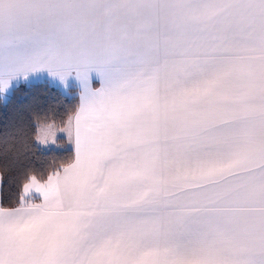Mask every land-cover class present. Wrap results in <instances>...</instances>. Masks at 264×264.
Here are the masks:
<instances>
[{
  "label": "snow or ice",
  "instance_id": "1",
  "mask_svg": "<svg viewBox=\"0 0 264 264\" xmlns=\"http://www.w3.org/2000/svg\"><path fill=\"white\" fill-rule=\"evenodd\" d=\"M40 73L75 154L0 202V264H264V0H0V99Z\"/></svg>",
  "mask_w": 264,
  "mask_h": 264
},
{
  "label": "trees",
  "instance_id": "2",
  "mask_svg": "<svg viewBox=\"0 0 264 264\" xmlns=\"http://www.w3.org/2000/svg\"><path fill=\"white\" fill-rule=\"evenodd\" d=\"M77 104L75 87L62 92L45 81L19 85L7 101L0 99V202L15 205L29 174L43 180L73 159L64 137L42 148L36 134L40 124L63 125Z\"/></svg>",
  "mask_w": 264,
  "mask_h": 264
},
{
  "label": "crops",
  "instance_id": "3",
  "mask_svg": "<svg viewBox=\"0 0 264 264\" xmlns=\"http://www.w3.org/2000/svg\"><path fill=\"white\" fill-rule=\"evenodd\" d=\"M47 74L46 73H40V74H34L33 76H30L29 77V80L28 81H33V80H39V78H42V76H46ZM31 79V80H30ZM50 79H51V77H50ZM21 80H23V78H21ZM57 85H59L58 84V82H57ZM75 87L76 88V92H77V95H78V104H79V91H80V89H79V87L76 85V82L75 81H70V84H69V87ZM95 87H99V84H96V85H94ZM68 87V88H69ZM78 106V105H77ZM73 114V113H72ZM67 120V119H66ZM65 123H66V121H65ZM65 123L63 124V125H59L60 127H58V129L56 128V131H55V143H54V145L55 144H58L57 143V138L58 137H64L65 138V141H66V146L67 147H70V148H72V150H73V154H75V150H74V142L72 141V140H70L69 139V137H68V134L66 133V132H64V131H61V129H63L64 127H65ZM51 137V136H50ZM36 142H38V141H36ZM39 143V142H38ZM50 143H53L52 142V137H51V139L49 140V143L48 144H45L46 146H43L41 143H39L38 145L39 146H41V147H43V148H50V147H52V146H48V145H50ZM56 147V146H55ZM73 158H74V155H73ZM34 202H36V203H39L40 202V198L39 197H37V199L34 201Z\"/></svg>",
  "mask_w": 264,
  "mask_h": 264
},
{
  "label": "rangeland",
  "instance_id": "4",
  "mask_svg": "<svg viewBox=\"0 0 264 264\" xmlns=\"http://www.w3.org/2000/svg\"><path fill=\"white\" fill-rule=\"evenodd\" d=\"M52 79V78H51ZM51 79H50V77L48 76V75H46V76H42V78H39V80H33V81H24V80H21L20 82H19V85H22V84H28V83H31V82H41V81H45V82H48L49 84H51L52 86H54V87H57L58 89H60L62 92H67L68 91V89L69 88H71V87H65V86H63V85H61V84H59V85H57V83L56 84H52V83H50V81H51ZM31 80V79H30ZM18 85V86H19ZM78 105V104H77ZM43 124H47V123H43ZM41 125V124H40ZM54 125V128H53V132L55 133V131H56V128L58 129V127H60L59 125H55V124H53ZM37 129H38V127H37ZM56 135V134H55ZM36 136H37V134H36ZM51 139V137H49V139H48V143H49V140ZM36 141H37V139H36ZM38 143V142H37ZM48 143H46V144H48ZM39 144V143H38ZM42 144V143H41ZM40 145V144H39ZM43 146H46L45 144H42ZM48 146H52V147H55V146H57V144H55L54 145V143H50V145H48ZM41 147V146H40ZM43 148V147H42ZM46 148V147H45ZM49 148V147H48ZM46 179V178H45ZM44 180V179H43ZM43 180H41V181H43ZM22 192V191H21ZM37 197H39V194H37V193H32V194H30V198L33 200V201H35L36 199H37Z\"/></svg>",
  "mask_w": 264,
  "mask_h": 264
}]
</instances>
